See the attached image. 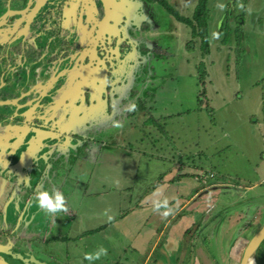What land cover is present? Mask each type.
Returning <instances> with one entry per match:
<instances>
[{
    "label": "rangeland",
    "instance_id": "obj_1",
    "mask_svg": "<svg viewBox=\"0 0 264 264\" xmlns=\"http://www.w3.org/2000/svg\"><path fill=\"white\" fill-rule=\"evenodd\" d=\"M231 2H235L233 7L230 6ZM220 4L226 6L223 11L218 8ZM241 5H243L241 0H208L211 16L207 31L209 54L202 59L199 58L197 39L194 40V46L193 43L184 45V42L190 41V35L187 33L189 26L186 24L176 31L179 33L177 46L172 37L167 39L170 43L169 53L167 58L164 57L166 58L164 69L159 75L161 76L159 83L154 86L153 101L149 103L152 108V118L155 124L163 123L164 126H160L159 131L162 135H166L168 142V149L165 148L163 153H157L161 155L159 160L151 161L148 157L149 153L147 157L139 158L137 154L135 156V150H139L140 145L146 148L145 138L140 139L138 131L130 133L127 131L125 138H120L121 142L118 145L120 148H117L116 153L113 150L112 152L105 150L109 163L104 162L107 158L102 159L103 157L96 156L92 162H86V165L82 164L77 168L79 174L86 176L78 179L79 182H76L78 185L74 191L79 194L83 184L84 187L91 184L93 189L90 191L94 192L97 188L95 193H103L106 200L104 203L102 202L104 198L97 199L92 194L89 197L83 194L81 198L82 204L84 203V213L92 215L96 213L93 210L104 209L111 217L115 213L120 215L127 211L125 205L123 207L118 205L126 196L131 197L133 201L131 206L137 205L136 208L139 210H148L144 208L146 206H140L139 197L145 193L150 194V189L165 180L164 171L170 167L169 163L181 162L193 173L200 174V177L215 181L217 186L210 190L205 198L191 199L201 202L199 199L205 200L211 197L210 212L186 209L185 213L178 218V215L171 219L167 216L163 220L164 223L166 221L168 229L175 221L180 222V218L186 216L192 218L193 224L181 236V243L187 249L189 246H199L198 254L204 253L205 256L200 258L202 260L196 259L191 263L196 252L194 250V253L190 254V260H187L188 264L198 262L200 264H238L242 253L240 248L243 245L245 247L250 238L264 226V182L257 185L264 173V133L262 132L264 130L262 114L264 110V25L251 26V21L246 18L260 7L263 10L264 0H247L243 5L245 22L241 29L242 38L237 42L234 33L230 30L218 39L213 35L217 32V24L222 20L225 11L233 9L232 17H238L242 15ZM6 7L0 0V16L7 12ZM195 7V0H162V7L161 4L156 6V17L160 27L172 24V20L165 18L168 14L167 10H173L180 19L187 20L188 25L192 24ZM229 22L231 26H234L232 18ZM199 62L203 66V76H205L204 72L207 75L202 82L198 80L196 71ZM25 77H22L23 90H27L34 82L31 78L27 79V82L23 81ZM21 86L15 83L9 90L2 87L0 96L2 98H5L3 95L14 96ZM15 89L18 90L15 91ZM1 113H4L3 108ZM152 142L154 141H150ZM158 146L161 147L160 142H157L154 147ZM108 147L116 149L113 144L106 146ZM129 149L132 153H129ZM169 149L181 152L180 161L173 155L174 160L167 161L170 159L167 155L170 152ZM74 164L75 162H71V168L65 166V173L62 171L63 167H60L57 170V177L67 176L73 180ZM69 181L66 180V188L71 186ZM114 183L119 184L114 186ZM119 186L122 190H129L130 193L121 194ZM121 207L123 212L120 210ZM166 209L167 207L163 206L161 211ZM12 210L10 208V222L14 219ZM28 210L31 214L35 208ZM36 211L37 217L41 216L40 219H42L44 212L37 209ZM73 218V225L69 230L76 239V244L72 246L66 242V250L73 252L75 257L82 254L83 242H80L81 237L77 236L80 232V224L77 222L80 214ZM85 222L82 220L81 224ZM176 222L174 225L178 224ZM85 226L83 225L82 228ZM154 236L156 238V234ZM161 237L160 234L159 239ZM165 242L168 245L172 241L166 239ZM185 250L172 254L176 258L174 264L183 263L184 255L182 254ZM133 257L134 254L129 250L125 252L119 263L134 264L130 263ZM170 261L172 263V259ZM253 261L254 264H264V239L247 264H253Z\"/></svg>",
    "mask_w": 264,
    "mask_h": 264
},
{
    "label": "flooded vegetation",
    "instance_id": "obj_2",
    "mask_svg": "<svg viewBox=\"0 0 264 264\" xmlns=\"http://www.w3.org/2000/svg\"><path fill=\"white\" fill-rule=\"evenodd\" d=\"M2 2L6 10L16 11L29 2L34 4L35 0ZM158 4L162 7V0H45L27 24L24 42V35L19 34L23 21L11 33L17 19L8 18L9 26L4 28L11 38L17 36V39L0 43V54L4 55L0 58V90L2 87L9 90L15 83L21 86L24 76L23 81L31 78L37 87L34 89L31 84L24 91L31 90L29 95L35 94V100L15 114H8L0 105V260L3 263L42 264L34 258L38 257L40 248L34 244L41 236L34 226L45 227L50 217L44 215L40 219L36 211L40 208L31 214L28 209L36 207L34 193L47 191L53 184L56 171L50 148L38 154L43 160L36 162L34 156L25 159L26 150L34 146L37 138L60 136L59 130L67 119L80 122L66 136L67 141L61 138L59 142L46 143L56 147L64 142L59 148L63 151L71 138V144L78 145L77 160L82 159L79 161L83 165L96 156L106 159L105 150L116 153L120 138H125L127 131H138L139 138L146 141L149 136L161 138L158 130L164 125L155 124L149 103L153 101L154 86L159 83L169 53L167 39L172 37L177 46L176 31L186 23L176 12L167 10L165 18L172 20V24L160 27L156 17ZM187 30L190 35V27ZM38 62L41 63L37 65ZM133 105L134 110H130ZM116 122L123 127L116 128ZM111 144L116 149L106 148ZM68 162L61 166L66 168ZM26 241L32 244L28 251ZM22 250L27 254L21 255Z\"/></svg>",
    "mask_w": 264,
    "mask_h": 264
},
{
    "label": "crops",
    "instance_id": "obj_3",
    "mask_svg": "<svg viewBox=\"0 0 264 264\" xmlns=\"http://www.w3.org/2000/svg\"><path fill=\"white\" fill-rule=\"evenodd\" d=\"M260 8L259 10L251 13H264V9L262 10ZM11 14L13 15V13H10V15ZM10 15L8 16L10 20L15 21L16 19H19V21L15 22L16 24L12 27V33L19 27V24L22 23V20L25 16L19 17ZM7 20L8 19H6L5 22H7ZM28 23L29 21H27V24ZM219 24L220 22L217 24V29L219 27ZM26 32V28H23L19 32V34L24 35L22 38V42H24V40L27 38L28 34ZM11 33H9V31L7 32L4 27H0V43H12L14 40L16 41L17 36L11 38ZM15 56L16 54H13L12 58H15ZM3 57L4 55L0 54V58ZM18 59L19 56L17 57V60ZM27 79L28 78H26L24 81H27ZM1 85L2 84L0 83V86ZM32 85H34V83H32ZM36 87L37 86L34 85L33 88L35 89ZM24 91L25 90L21 88L15 93L14 96L3 95L5 98H2L0 96V105H3V108L8 114H15L19 110H23V108L27 107L32 101L35 100V94H33L32 96L29 95L31 90L26 93H24ZM35 106L36 103L32 106V108H34ZM262 114L264 119V110L262 111ZM262 132L264 133V130ZM147 139V142L145 139L146 148L141 147L142 145H140L139 150L136 149L134 155L136 156L137 154V157L140 158L144 156L147 157V154L149 153L150 155L148 157H150L151 161L159 160L158 158L161 155H158L157 153L164 151L165 148L168 149L166 135H161V138L157 135H154L152 138L151 136H149L147 137ZM150 141H154L152 142L154 144L150 143ZM157 142H160L161 147H154ZM169 151L170 152H168L167 155L170 157V159H167V161H173V156L176 157L178 161H180L181 152L179 150L169 149ZM80 155H82V153ZM79 160L82 159L73 161L75 162L74 167H72V170L75 171L73 173L75 176L73 180L67 178V176L63 178H61V176L57 177L58 172H56V174L53 176V184L47 188V192H49L50 194L55 190H59L60 192H62L67 202L68 211L67 213L61 212L57 214L55 218L49 216L50 220L45 227L35 228L36 231H38V234L41 236L39 237L40 239H38V241L36 239L34 245L37 246V248L42 247V249L39 248L40 251L38 249V257L34 258L42 264H120L119 260H121L125 252L129 250L130 253L134 254V257L131 259L130 263L132 262L134 264H174L176 258L172 256V254H177L179 251L182 252L183 249H187L181 243V236L189 227L192 226L193 220L191 217L187 216L184 218H180V222L175 221L178 224L174 225V222L167 229V226L165 224L166 221L165 223L163 222V212L170 211L171 208H173L174 212L173 214H170L168 218L171 219L177 215L178 218L180 215L185 213L186 209L200 212H210L212 210V203H210L212 202L211 197H208L205 200L199 199L201 200L202 204H199L201 202H195L191 199L194 197L205 198V195H208L209 191L212 190L215 186H217L215 181L207 180L203 176L200 177V174L193 173L191 169H189L186 165H183V163L181 162H172L169 163L170 167L166 169V171H164L165 180H163L162 182L159 181L160 183L156 187L150 189V194L145 193L140 195V206H146L144 208H147L148 210H139L136 208L137 205L131 206V203L133 201L131 197L127 198L126 196L125 198L121 199L122 202H120L118 205L119 207L121 205L122 207L125 205V210L127 211L121 213L120 215H118L119 213H115V215L112 216L111 220H109V216L107 212L104 211V209H101L102 211L93 210V212L96 213L92 215L87 212L84 213V203L82 204L83 194H86L88 197L92 194L97 199L104 198L102 200V202L104 203H106V200L103 193H95V191H97V188H95L94 192L90 191L91 189H93L91 184L90 186L88 185V187L91 188H88L87 186L84 187L83 184V188L80 190L79 194L77 191H74V188L76 187V185H78V183H76L77 181L79 182L78 179L84 178L86 176L79 174L77 171V164H83V162H80ZM71 162H68V166H70V168ZM90 162H92V160L89 161V163ZM104 162L108 163V161L106 162V160ZM62 171L65 173L66 168H63ZM208 173L210 174V172ZM66 180H70V188H66ZM57 182H60V184H57ZM263 182L264 173H262V177L257 183V185L259 186V184L261 185ZM118 184L119 183H114V186H117ZM120 189L121 194L125 193L126 195H128V192L130 193L129 190H122L121 187ZM165 203L167 204V209L161 211V208L165 206ZM34 205L36 206L35 209L39 208L35 202ZM157 205H159V207H156ZM122 207L120 208V210L123 209ZM87 208H89V206H87ZM89 210H91V208H89ZM121 212L123 211L121 210ZM78 213L80 214V219H77V222L80 224V232L77 234V236L81 237L79 240L80 242H83V250L82 254H80L79 256L76 255L74 257L73 252L66 250V242L70 243V245L72 246L76 244V239H74L73 234H70L69 229L70 227L72 228V219H74L73 217L77 216ZM82 220L86 221V226L85 223L81 224ZM83 225L85 226L84 228H82ZM74 226L76 228V222ZM155 234L156 238L154 236ZM160 234L162 235L161 239H159ZM166 239H171L172 242L167 245L165 242ZM26 242V248L28 251L32 244L28 241ZM188 243L189 241L187 242V244ZM245 243L246 242H244V244ZM100 247L107 249L106 256H101L100 259L94 261H89L84 258L86 253H93L99 251ZM198 247L199 246H189V248L185 250V252L182 254L184 255V261L182 264H188L187 260H190V254L191 252L194 253V250L196 252L192 257L191 263L194 262L196 259L202 260L200 258L204 255V253L198 254ZM200 248H202V246H200ZM242 248H240V251H242ZM157 252H159V254H157ZM23 253L27 254L25 250L21 251V255H23ZM170 258L172 259V263L170 261ZM30 261H32V258H30ZM121 264L126 263L124 262ZM197 264L200 263L198 262Z\"/></svg>",
    "mask_w": 264,
    "mask_h": 264
},
{
    "label": "water",
    "instance_id": "obj_4",
    "mask_svg": "<svg viewBox=\"0 0 264 264\" xmlns=\"http://www.w3.org/2000/svg\"><path fill=\"white\" fill-rule=\"evenodd\" d=\"M45 2V0H35L34 4L32 3H28L24 8H22L21 10H7L6 13L2 14L0 16V27H5V26H9L7 25V23L5 22L6 19H8L10 13H13L14 16H25L23 18V28H26L27 30V21L30 22V20L32 19L33 15L38 11V9L43 5V3ZM32 4V5H31ZM31 5V6H30ZM12 15V14H11ZM10 15V16H11ZM12 15V16H13ZM19 19H17L15 22H18ZM16 24V23H15ZM12 24V27L15 25ZM11 26V25H10ZM18 26V25H17ZM27 82V81H26ZM78 124H80V122H74L71 119H67V122L65 123V126L62 127L59 130L60 136L58 137H43L42 138H37L35 140V144L33 146V144L26 150L25 153V159H28L31 156L35 157V161H40L43 160V158L41 156H38V154L41 152L42 149H49L51 150V152H53V157H52V163L55 166V171L57 172V170L61 167L62 168V163L67 162L68 160L71 162L73 161H77V158H79V153L76 151L77 148V144L76 142L72 145L71 144V138L68 140L67 144L65 146V149L63 151H61L59 148L60 146H62L64 142L59 143L56 147L54 146H49L47 145L46 142H50L52 140H54L55 142H59L60 139L62 138L63 141H67V135L69 134V132H71L76 126H78ZM71 135L75 136V134H73V132L71 133ZM38 145V147H36V145ZM81 151V150H80ZM66 154V155H65ZM49 155V154H47ZM51 159V155H49V158ZM39 166V165H38ZM55 172V174H56ZM54 174V173H53ZM30 221V220H29ZM34 227L37 228V225H35ZM264 239V226H262L251 238L250 240L246 243L245 247L242 250L240 259L238 264H247L248 261L250 260L251 256L255 253V251L259 248L260 243L262 242V240ZM42 249V247L40 248ZM0 264H6L3 263L0 260Z\"/></svg>",
    "mask_w": 264,
    "mask_h": 264
},
{
    "label": "trees",
    "instance_id": "obj_5",
    "mask_svg": "<svg viewBox=\"0 0 264 264\" xmlns=\"http://www.w3.org/2000/svg\"><path fill=\"white\" fill-rule=\"evenodd\" d=\"M247 0H241V4H245ZM235 2H231V7ZM242 7V15H239L238 17L233 18V9H228L225 11L222 20L220 21L219 27L217 29L219 36L222 34H225L226 31H229L231 33H234L236 42L242 38L241 36V29L244 26L245 17L243 16V9ZM195 13L192 17V24L190 23L188 25L187 20L180 19L181 21H185V23L190 27V38L191 41L188 42V44L193 43L194 46V40H198V51H199V58H204L209 54V40H208V20L211 17L209 15V9H208V0H197L196 7H195ZM261 14V15H260ZM230 18L234 21V26L230 25ZM249 21H251V26H257L259 24L264 25V13L259 12L258 14L251 13L246 17ZM224 32V33H223ZM200 59V60H201ZM197 71V77L199 76V81L202 82L205 78H207L206 73L204 72L203 76V66L202 63H198L196 66ZM244 247V246H243Z\"/></svg>",
    "mask_w": 264,
    "mask_h": 264
},
{
    "label": "clouds",
    "instance_id": "obj_6",
    "mask_svg": "<svg viewBox=\"0 0 264 264\" xmlns=\"http://www.w3.org/2000/svg\"><path fill=\"white\" fill-rule=\"evenodd\" d=\"M225 7L226 6L224 4L218 5V8L221 11H223ZM241 7H243V5H241ZM213 35L218 39L220 34L214 33ZM134 108H135V105H133L132 109L130 110H134ZM114 126L116 128L123 127V125L118 122L114 123ZM32 199L33 201H35V203L41 209V211L44 212V214L47 216L55 218L57 214L61 212L67 213L68 211L66 199L64 195L62 194V192H60L59 190H55L51 194L47 191L41 190V191L34 193ZM156 207H159V205H157ZM165 207H167L166 203H165ZM173 212H174V209L171 208L170 211L163 212L162 216L164 218H167V216H169L170 214H173ZM111 219L112 217L109 216V220ZM106 255H107V249L100 247L99 251H96L93 253H86L84 258L89 261H94V260L100 259L101 256H106ZM253 264H254V261H253Z\"/></svg>",
    "mask_w": 264,
    "mask_h": 264
}]
</instances>
